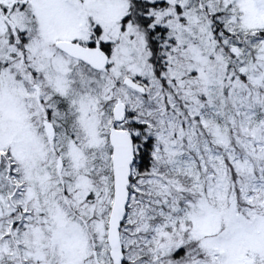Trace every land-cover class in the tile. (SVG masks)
Returning <instances> with one entry per match:
<instances>
[{
    "label": "snow or ice",
    "instance_id": "6c2138e0",
    "mask_svg": "<svg viewBox=\"0 0 264 264\" xmlns=\"http://www.w3.org/2000/svg\"><path fill=\"white\" fill-rule=\"evenodd\" d=\"M0 264H264V0H0Z\"/></svg>",
    "mask_w": 264,
    "mask_h": 264
}]
</instances>
